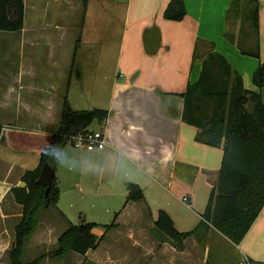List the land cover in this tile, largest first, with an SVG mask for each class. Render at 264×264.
<instances>
[{
	"label": "crops",
	"instance_id": "1",
	"mask_svg": "<svg viewBox=\"0 0 264 264\" xmlns=\"http://www.w3.org/2000/svg\"><path fill=\"white\" fill-rule=\"evenodd\" d=\"M170 1L123 3L126 19L117 63L119 72L111 82L109 100L101 108L108 111V117L96 129L105 131L107 145L97 152L69 143L64 147L63 152L69 157L67 166L65 170H60V165L55 168L60 199L62 178H71V188L76 189L81 183L77 178L98 176L108 185L104 194H113L115 181L122 178L124 208L118 216L124 210V264H240L244 260L248 264H264V209L239 244L211 225L200 227L188 237L183 250L152 234L161 209L168 212L179 231L194 229L218 181L223 148L197 141L198 129L182 120L181 94L199 79L204 57L212 50L225 56L241 75L244 87L254 92H260V88L254 83L253 74L264 63V0H259L260 58L243 55L237 40L227 38V32L238 35L239 31V24L230 26L227 17L233 0H184L187 13L181 21L164 17ZM24 3L23 30L0 31V38L6 40L0 43L6 56L3 58L0 52V119L21 120V125L0 123L4 127L0 140V252L12 245L11 232L22 216V206L11 189L24 186V173L39 166L41 154L59 125L73 76L79 82L85 78L81 65L75 71L81 38L73 61L58 64L59 43L54 45V33L46 28L49 22L45 8L64 4L74 7L76 2ZM39 12L46 20L44 27L38 29ZM58 13L55 14L60 18ZM53 20L56 28L58 19ZM153 26L160 30L161 46L150 55L145 48L144 32ZM45 55L47 62L43 63L41 56ZM8 56L19 59L10 63ZM262 94L264 99V90ZM129 183L141 186L142 201L126 202Z\"/></svg>",
	"mask_w": 264,
	"mask_h": 264
},
{
	"label": "trees",
	"instance_id": "2",
	"mask_svg": "<svg viewBox=\"0 0 264 264\" xmlns=\"http://www.w3.org/2000/svg\"><path fill=\"white\" fill-rule=\"evenodd\" d=\"M88 1L82 0L84 8H87ZM259 12V0H233L227 16L230 26L239 24L238 35L227 32V38L233 42L237 40L243 55L256 58H260ZM186 13L184 0H171L164 17L181 21ZM24 23V0H0V31L21 32ZM144 44L150 55L157 53L161 46L157 26L145 30ZM77 75L80 78L81 72L78 71ZM253 81L260 92L246 89L241 75L228 59L212 50L202 61L199 79L190 83L181 94L184 98L182 120L198 129L197 141L222 147L223 159L218 181L201 215L202 219L194 229L181 232L168 212L163 209L158 211L155 226L167 235L168 241L177 250L184 249L185 240L197 229L208 225L239 244L264 209V63L255 70ZM107 117L108 111L101 108L74 109L68 96L64 97L59 125L49 146L41 154L39 166L24 173V186L11 189L15 200L22 206V216L15 226L9 264H38L42 257L32 261L23 260L24 245L37 228L39 214L45 208L56 206L60 199L56 176L47 196L46 186L38 181L45 163L54 168L58 165L50 159L49 151H63L70 135L88 130L95 121L105 122ZM3 128L0 125V140L3 139ZM127 188L126 202L144 199L143 189L138 184L129 183ZM118 215L116 213L111 224L105 225L107 231L117 226ZM62 216L67 219L65 215ZM96 225L84 220L74 224L67 219V227L58 237L54 255L64 257L70 252L86 255L88 251L97 249L106 234L98 237L93 232Z\"/></svg>",
	"mask_w": 264,
	"mask_h": 264
},
{
	"label": "rangeland",
	"instance_id": "3",
	"mask_svg": "<svg viewBox=\"0 0 264 264\" xmlns=\"http://www.w3.org/2000/svg\"><path fill=\"white\" fill-rule=\"evenodd\" d=\"M77 1L74 0V7L71 4L67 7L63 3L59 8H45L49 22L46 28L49 33H54V45L59 43V55L56 57L58 64L66 65L73 61L75 46L81 38L75 71L81 65L85 78L83 82H79L73 76L70 82L68 97L72 106L75 109L103 108L109 100L111 82L117 78L119 72L117 63L126 19L123 3L127 0H89L86 11L82 0ZM56 12L60 13V18ZM38 14L36 26L39 29L44 27L46 18L41 12ZM62 14H65V17H62ZM27 16H31L30 9ZM53 19H58L56 28ZM29 25L30 22L26 28ZM15 40L18 42L19 39ZM2 41L6 40L0 38V43ZM0 52L3 54V51ZM4 57L6 56L3 54ZM12 58L7 57L10 63H17L19 56ZM41 60L46 63L47 56H41ZM0 123L14 126L21 125V120L0 119ZM99 125V122L95 121L90 127L98 129ZM5 128L7 129L6 126ZM68 159L69 157L65 156L64 164L59 166L60 170L66 168ZM92 177L93 175L91 178H77L81 179V183L76 189L71 188V178H62L61 199L56 206L45 208L39 214L37 228L24 245V261H32L42 256L38 264H96L92 261L103 259L102 264H124V210L116 220L119 225L115 229L107 231L105 228V225L113 222L116 213L124 208V182H121L122 178H118L119 181L114 184V193L104 194L108 185L103 178ZM61 213L74 224H80L83 220L96 223L93 232L98 237L106 234L98 248L87 252L86 255L70 252L64 257H56L54 250L57 248L58 237L67 227V219ZM11 233L14 238V232ZM152 234L161 241L168 240L167 235L158 228H155ZM10 248L11 246L6 245L0 252V264L10 263Z\"/></svg>",
	"mask_w": 264,
	"mask_h": 264
},
{
	"label": "built area",
	"instance_id": "4",
	"mask_svg": "<svg viewBox=\"0 0 264 264\" xmlns=\"http://www.w3.org/2000/svg\"><path fill=\"white\" fill-rule=\"evenodd\" d=\"M104 123H101L102 126ZM68 138L70 145L87 151H102L107 145L106 133L103 129L96 130L89 128L88 130L70 135ZM240 264H248V261H241Z\"/></svg>",
	"mask_w": 264,
	"mask_h": 264
},
{
	"label": "water",
	"instance_id": "5",
	"mask_svg": "<svg viewBox=\"0 0 264 264\" xmlns=\"http://www.w3.org/2000/svg\"><path fill=\"white\" fill-rule=\"evenodd\" d=\"M54 179H55V168L51 166L49 163H45L42 167L38 181L39 183L46 186V192H45L46 196L50 192Z\"/></svg>",
	"mask_w": 264,
	"mask_h": 264
},
{
	"label": "clouds",
	"instance_id": "6",
	"mask_svg": "<svg viewBox=\"0 0 264 264\" xmlns=\"http://www.w3.org/2000/svg\"><path fill=\"white\" fill-rule=\"evenodd\" d=\"M58 149V146H57ZM57 152L59 154H57ZM49 157L51 160L56 161V163L58 165H63L64 164V160H65V153L63 151L60 150H50L48 153Z\"/></svg>",
	"mask_w": 264,
	"mask_h": 264
}]
</instances>
